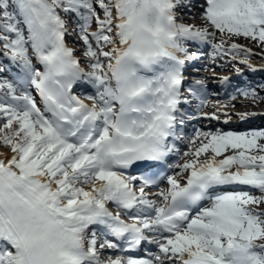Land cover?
<instances>
[{
	"label": "snow or ice",
	"instance_id": "obj_1",
	"mask_svg": "<svg viewBox=\"0 0 264 264\" xmlns=\"http://www.w3.org/2000/svg\"><path fill=\"white\" fill-rule=\"evenodd\" d=\"M195 3L0 0V145L11 153H0V264H264V130H196L182 154L171 142L189 103L184 66L200 58L186 45L252 55L229 41L264 45V0H204L207 27L180 21ZM70 21L83 59L66 44ZM79 84L94 91L76 95ZM172 154L178 171L153 170ZM143 243L158 251L101 259Z\"/></svg>",
	"mask_w": 264,
	"mask_h": 264
},
{
	"label": "rangeland",
	"instance_id": "obj_2",
	"mask_svg": "<svg viewBox=\"0 0 264 264\" xmlns=\"http://www.w3.org/2000/svg\"><path fill=\"white\" fill-rule=\"evenodd\" d=\"M199 3V5L197 4ZM202 0L199 1V2H196V4L198 6H200L202 4ZM194 8V6H193ZM179 13H182L185 15V17L183 18V20L185 22H191L190 24H194V25H197L198 23V20H201V23L205 24V21L202 19V15H200L196 9L195 13L194 11L193 12H182L180 10H177ZM200 13H202L201 10H199ZM220 33L217 32L216 34V37H215V41L214 43H218L220 41V39L218 38ZM221 36V35H220ZM239 37H237L238 39ZM241 39L239 40L238 39V44L239 45H243V44H256L257 42L256 41H253L251 39H248V38H244V37H240ZM232 42H235L237 43V40H231L229 41V44L232 43ZM69 44V43H68ZM257 46L260 50H261V53L264 55V45H261L259 43H257ZM225 48H227V45H225ZM243 49H246V47L244 46ZM253 54L250 55V56H245V53L243 51H241L239 54H236V55H216L215 57L213 56V48L211 46V44H209V51H208V57L206 59V62L207 64L205 65V68L202 70V74L205 75L206 74V71L212 68H218L216 70V73L217 74H220L221 72H226V71H230L232 69H234L235 67H241V66H246V65H249L250 64V61L251 60H255V57H259V56H256V54L254 52H252ZM80 54L82 55V53L80 52ZM242 58V59H239V58ZM247 59V63H243L241 61H243L244 59ZM261 58V57H259ZM262 63L264 62V58L263 59H260L258 61H256V63ZM259 87H264V83H261L259 85ZM256 90V89H255ZM221 103H219L217 106H216V109L214 110L213 108H211V111H210V114L211 113H217L219 115V119H208L209 121L206 122V127H210L212 129V131H216V128L219 127L220 124H222V122L224 121V117H226L224 114H225V111L226 109H236L232 106H227V107H224L222 108V112L220 113V107H222L223 105H225V103L222 101H220ZM258 107V106H257ZM227 114L229 116L231 115H234V113L232 112H227ZM185 150L188 151V148H185Z\"/></svg>",
	"mask_w": 264,
	"mask_h": 264
},
{
	"label": "bare ground",
	"instance_id": "obj_3",
	"mask_svg": "<svg viewBox=\"0 0 264 264\" xmlns=\"http://www.w3.org/2000/svg\"><path fill=\"white\" fill-rule=\"evenodd\" d=\"M220 37L221 36H219V39H220ZM238 39L240 40L241 38L239 37ZM238 39H237V37H233L232 38V40H235V41L237 40V44H238ZM244 46L246 47V49H250L251 52H254L256 54V56L261 57V58L255 57L256 61L264 58V55L261 53V50L257 47V46H259V45H257V43L256 44L255 43L254 44H243L242 48ZM0 59H2V57H0ZM239 59H242V58L240 57ZM243 59L245 60V58H243ZM256 61L251 60L250 64L248 65L249 67L247 66V67L244 68L246 70L252 71L251 73L255 75L254 77L251 78V84L252 85H255L258 82H264V73H263V71L258 70V69H263L264 66L260 65V64L258 66L252 65V63L257 64ZM4 63H8V61L4 60ZM251 73H247V75L251 76ZM5 75L8 76L7 73H5ZM236 75L237 74H233V76H236ZM192 79L195 80L196 77H193ZM257 93L259 94V97H260L258 99L253 100L251 98H244V99L241 100V106L243 107V109L242 108L241 109L243 110V113L238 114V117L233 116L234 118L231 119V120H233L232 122H237V124H231V126H227L226 125L225 128L227 130H232L233 129L232 132H236V131L241 130L242 129L241 122H243V121L246 124L247 128H249L251 130H259L260 127H264V125L260 124V123H262L264 121L263 109L257 110L256 107H255V105L264 106V91L260 90ZM212 102H214V101H212ZM232 103H236V102H232ZM230 111L233 112V110H230ZM244 114H247V118L246 119H241V116L244 115ZM255 117H258V118L255 119V120H258L256 122L252 121V119L255 118ZM0 153H3L5 156H10L11 155L10 151L7 148H5L4 146H2V145H0Z\"/></svg>",
	"mask_w": 264,
	"mask_h": 264
}]
</instances>
